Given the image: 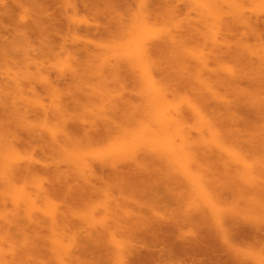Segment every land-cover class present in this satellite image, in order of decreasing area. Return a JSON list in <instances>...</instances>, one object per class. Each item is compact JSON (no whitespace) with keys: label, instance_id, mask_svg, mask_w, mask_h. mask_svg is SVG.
<instances>
[{"label":"rangeland","instance_id":"1","mask_svg":"<svg viewBox=\"0 0 264 264\" xmlns=\"http://www.w3.org/2000/svg\"><path fill=\"white\" fill-rule=\"evenodd\" d=\"M82 1L0 0V257H2L0 264H59L62 257V262L65 263L68 260L69 264L71 262L73 264H139L138 261H140V264L144 261L147 264H191L189 262V254L191 252L189 244L187 245L188 249L182 250L173 248L171 241L168 242L169 244L166 242V245L158 243L155 247L151 242L150 233H145L144 235L141 233V235L134 238V234L129 233L125 228L130 221L126 220L129 217L123 210L127 208L130 210L132 207L139 205V207L148 211V215H155L157 218L162 217L169 223L172 222L173 224L174 222V224H177L175 225L176 236L181 235L191 239L200 233L198 225L190 221H180H182V218L188 217V214L199 212L203 208L206 211L209 207L207 205L208 202H205V199H207L205 192H203L205 190H202L196 180L186 173L178 163L179 161L182 163L183 157L181 161V155H178L179 159L176 162L170 156H168L170 157L169 159L167 157L169 154L166 153L168 151L162 152L164 146H166L165 139L163 140L164 144L158 143L160 144L159 148H157L158 145L150 142V140L146 142L142 138L140 131L142 124L147 121L151 124L153 120V123H155L160 117L158 114L160 111L162 113V111L169 108V105L172 112V106L175 105L174 109L175 107L179 108L182 114H186V116L184 115L186 117L184 126H187L188 129L190 126L192 127L188 130L187 141L190 143L182 141L181 134L178 135V130L176 132L172 131L174 142H176V145L180 143L179 146L185 147L188 159L193 158L194 162L200 161L199 163L212 165L210 169L216 177L221 174L222 168L220 166L223 163L220 165V162L223 160L226 162L232 161L230 160V155L232 154V158L234 155L240 154L239 156L241 157L247 155L245 158L243 157L247 162H256L261 165L264 162V65H256L258 64L257 55L262 57L264 50H257V52L260 51V54L257 53L255 55V53H252V55L254 54L253 58L250 56L248 59L247 50L243 51L246 55H242L243 52L242 48H239L240 45L235 46L237 38L231 37L232 48L236 47L232 50L241 54V58L235 57V59L230 57L231 55L226 53L227 51L220 52L219 50L218 52V50H211L209 41L208 43L205 41V43L202 41L201 43L197 42L199 36L197 35V38L194 34H190V32H194L192 28L196 24L198 29H200V25L204 27L202 29L200 26L204 37L207 35L206 39L209 37L211 39L213 31H215L214 28H211L215 27L212 17L208 14L207 9L202 8L199 0H118L116 9L108 8V10L107 8L105 10L104 7L109 6V4L106 5L102 0V2L94 0L95 3L98 1L96 4L101 2L105 6L103 7L101 3V5L98 4L100 7H95V5V8L92 9L93 11L85 8L86 6L81 3ZM238 3L243 6V13L246 12L245 15L248 14L251 17L250 22L252 20V23H256L253 21L258 20L257 30L260 28L261 31H258L262 34L261 39L264 41V0H240ZM235 6H237V3L225 6V9L232 12L237 9ZM101 9H103V12ZM97 10L101 12L99 13ZM203 13L207 18H205ZM145 15H149L147 19L143 18ZM202 17L206 19V23L211 22L209 24L210 27H206L205 22L203 23L205 20H200ZM35 22H39V24L37 25ZM33 24L35 28L32 26ZM89 26L97 27L98 31L87 30L86 28ZM39 27L42 28L40 29ZM32 28L34 29L32 30ZM48 28L49 31H47ZM136 31L140 33H136ZM141 33L145 38L143 35L141 38L139 37ZM249 34L251 35V32L248 30V34L245 36L246 41L250 43L248 45L252 43L256 45L260 40L255 38L257 41L255 42L253 40L254 36H249L248 38ZM172 35H176V46L170 42ZM182 35L184 36L182 37ZM133 38L134 40H132ZM142 38L146 42H143ZM159 42L161 44L164 42L162 44L163 47H161L162 45L159 46ZM141 43H148V45L153 46L152 48L159 43L155 49L151 48V53L154 52L152 53V58L155 63L152 61L150 63L149 61L147 66L148 60H143V62L137 59L135 61L133 59L130 60L133 55L134 57L136 56L135 54L141 45L145 46V44ZM262 47L264 46L262 45ZM162 48L163 50H160ZM88 50L92 51L88 53ZM126 50L130 52L131 56L128 55L129 57H126ZM156 50L158 52H155ZM249 52L247 53L249 54ZM217 55L219 56L217 57ZM199 56L202 58L207 57L205 60L208 62V69L201 68V66L203 68L205 66L200 64ZM144 65L152 68V71L155 72L154 74L152 73V76L154 79L156 77L158 84L160 82L163 92L166 94L165 99L167 97L169 101L167 99L166 101L171 105L165 103V100L163 104V100L160 101L161 99L157 96L158 92L152 86L150 87V79L147 78V73L145 74L146 76L143 75V68L147 69ZM159 65L160 67H158ZM257 67L260 68V71ZM161 68L162 70H159ZM239 75H242V77H239ZM201 78L207 81L211 87L207 89V86L205 87L202 84L204 80L202 81ZM222 79L228 80L230 83L223 85L219 82ZM216 85L218 86L215 87ZM205 88L208 91H205ZM199 92H202L203 99L199 97L202 96ZM210 94L212 95L210 96ZM149 98L153 99L152 103H150L151 100L148 102ZM173 102L174 104L172 105ZM190 103L200 108L201 112L199 114L202 117L199 114L191 113ZM219 105L220 107H229L234 111H231V113L225 109L218 111L216 107ZM58 106H61L63 110ZM65 106L67 108H64ZM115 106H117L116 109L118 110L122 109L123 111H121L124 114L126 113L125 115L127 116L122 114L121 111H118L117 114V110L112 108ZM125 106L126 108H124ZM111 108L116 111L111 112ZM149 108L151 113L153 112L152 114L150 112L148 114ZM108 111L114 114L112 116L117 114L118 116H115L116 119L112 118L111 114L108 115ZM56 112L59 116H57ZM54 113L55 115H53ZM128 113H131L130 116H128ZM155 113L158 115L157 117L154 116L155 118L153 119L150 115H155ZM196 115L199 116L197 117ZM46 116H48V119L44 118ZM56 116L57 119H55ZM71 116L74 118H71ZM107 116L111 118L109 119ZM59 117L63 121L66 120V123L64 121L61 124L62 120ZM188 117L190 121L187 120ZM201 119L204 120L202 121ZM114 120L121 126L112 124L115 122ZM198 120H201L202 124L207 121L209 124L217 125L215 126L217 127L216 131L221 133L222 140L225 138L223 140L224 147L213 141L214 136L206 129V123L202 125ZM72 121L84 123V125H87L86 127H89L88 122H95V125L98 123L95 129L102 126L97 130L99 131V137L96 134L93 136L94 140L89 136H86L87 139L84 140L85 136L83 134V138H80L82 137V132H79V134L77 130L73 129ZM104 122H106L107 129L105 124H102ZM156 122L159 121L157 120ZM136 123H139L140 126ZM199 124L200 126L202 125L200 130H198ZM108 125H110L109 128H114H110L113 132L109 130ZM115 125L118 126V129L115 128L117 127ZM122 126L123 130L126 131V133L124 132L125 134L128 135L129 132L131 136L133 133V136L127 137V139L129 138V146L127 147L131 146L130 149L135 152V156L137 154L141 156L145 150H147L145 152H154V150L160 149L161 151H159L164 153V163L163 161L161 163L163 168L161 165L157 178L153 182L155 187H157L155 192L147 195L137 193L135 196H138V199L136 198L133 202L130 199L131 196L128 190L120 189V187L116 186L113 178H110L111 180L107 178L106 176L108 175L106 173H101L104 178H99L101 174L97 172L95 178L98 180L93 178V182H97L95 187H93L95 193L92 192L93 196L91 197L92 205L94 206L95 204L97 206L95 209L91 210L93 207L86 208L83 206V209L79 207L77 214L72 216L68 225L66 224L65 228L67 229L63 232L60 231L61 234L60 232L59 234L58 232L54 233L47 224V226L41 225V228L34 227L33 220L38 214L36 213L37 210L40 209L37 211L39 216H44L47 219L51 214L50 211L54 210L48 200H46L47 203L44 201V193L40 191L48 190L51 187V182L59 183L60 180L65 181L66 178L76 183L81 182L85 178V173H81L84 169L81 171L82 168L78 166L80 165L78 160H75L77 165L72 162L75 157L81 154H83L82 156L86 154L85 157L91 160L94 158L99 159L100 155L104 160L105 158L108 159V156L106 157L107 154H105L107 151L109 155L111 154L110 157L115 156L117 152L114 155L111 152L117 151L116 148H119V144H121L119 143L122 140L121 134L124 135L121 132L123 131ZM131 129H133L132 133L128 131ZM64 130L72 135L70 140H73L71 142L66 137ZM119 130L120 132H118ZM134 132H136L135 135L138 133L136 138ZM175 133L177 135H174ZM189 134L191 138H189ZM52 138L55 139L54 142L59 144L51 143L53 141ZM206 138L209 140L212 138V140L208 141ZM60 139L62 143L59 142ZM89 139L91 140L90 143H88ZM200 139L202 140L200 141ZM121 142L123 143V141ZM50 143L51 146H49ZM72 143L75 145L73 146ZM76 143L82 146L80 147ZM53 144L55 145L53 146ZM229 144L233 147L231 148L234 149V152L231 151ZM189 146L191 147L189 148ZM75 147L82 148L79 149L81 152L78 153V149H75ZM144 147L146 149H142ZM188 150L189 152H187ZM236 151H239V154ZM189 154L192 155L190 156ZM236 156H234L233 162ZM13 157H15V160L19 158L21 161H14V159L12 160ZM95 159L93 161L97 162ZM233 162H230V164L233 165ZM24 164H26L25 166L33 164L37 168H33V173L28 170L27 175L25 173L20 174L23 171L25 172L23 169ZM14 166L15 168H13ZM12 169H17L15 174L11 173ZM19 170L22 171L20 172ZM194 170L197 172L195 168ZM194 170L193 173H195ZM10 173L13 175H10ZM18 173L20 174L19 176ZM11 176H15L16 180L13 177L12 181ZM105 178H107V181ZM238 179L241 178L237 177V181ZM237 183L241 184L239 181ZM243 183H246L245 179ZM21 193L24 194L22 195ZM29 193L33 198H29ZM16 200L20 202L16 204ZM123 200L125 201L123 202ZM137 200L138 204H136ZM116 204H119V207ZM126 205L129 207H126ZM116 207L118 208L117 212L119 211L117 214H115ZM128 209L127 211H129ZM208 213L210 214V212ZM31 214H35V218ZM134 215L143 216V213L139 214V211L137 213L135 210ZM211 219L209 220L210 226H216V221ZM177 220L179 222L175 223ZM103 223L105 224L103 225ZM105 225L107 228L104 227ZM121 226L123 227L119 228ZM108 228L109 230H107ZM36 232L39 234H35ZM65 232L66 234H64ZM147 234L150 235L148 236ZM56 244L60 246L57 248L58 245ZM64 245L66 246L64 247ZM162 245H165L163 252H161ZM235 246L238 249L237 252H240L239 254L241 255L243 253L244 256L250 255L252 252L255 256L260 249V246L255 245V247L248 240L244 242L237 241ZM167 247L172 249V253ZM69 251L73 252L72 255ZM67 252L69 255L66 254ZM261 252L263 253V251Z\"/></svg>","mask_w":264,"mask_h":264},{"label":"bare ground","instance_id":"2","mask_svg":"<svg viewBox=\"0 0 264 264\" xmlns=\"http://www.w3.org/2000/svg\"><path fill=\"white\" fill-rule=\"evenodd\" d=\"M69 1V0H68ZM101 1V0H100ZM103 1V3H105L106 5L107 4H109V6L107 5V7H104L105 5H103L101 2ZM101 2H99L98 4H102L103 5V7L105 8V10H106V8H107V10H108V8L110 9H116L115 7L116 6H118V5H116L117 3L116 2H118V0H102ZM240 0H199V2H200V4H201V6H202V8H205V9H207L208 10V14L212 17L211 19L213 20H211L212 22H213V24H214V26L215 27H211V28H214L215 29V31H213V34L211 35V39H209V38H207L206 39V37H207V35H205V37H204V35L202 34L203 32V30L202 29H204V27H202L201 25V27H202V29H201V27L199 26V28L201 29H198V26H197V24L195 25V26H193V30L192 31H194L193 33H191L190 32V34L191 35H195L196 37H197V35L199 36V38H198V41L197 42H199V43H201V41L203 42V43H208V41H209V44H210V49L211 50H218V52H219V50H220V52L222 51H227L226 53H230V57H233V58H241V54L240 53H238V51H233L232 49H234V48H236L237 46L236 45H240V47L239 48H242V52L243 51H246L247 50V52L248 51H250L249 52V54L246 52V54L248 55V59L250 58V56H252V58H253V55H252V53H255V55H257V53H259L260 51H258L257 52V50H264L263 48L264 47H262V45L264 46V41H263V39H261L262 38V34L261 33H259L261 30H260V28L258 29V30H260V31H258L257 30V28H258V24L257 23H259L258 22V20L257 21H253V22H256V23H252V20H251V22H250V19H251V17H249V15L247 14V15H245V13H243V6H241L240 5V3H238ZM242 1V0H241ZM244 1V0H243ZM73 2V1H72ZM71 2V3H72ZM98 2V1H97ZM96 2V3H97ZM81 3H83V5H85L86 7L85 8H88L89 10L91 9H93V8H95V7H97V6H99L98 4H96L95 3V1L93 0L92 2H91V0L90 1H88V0H83ZM233 3H237V6H235L238 10H239V12H238V10L236 9L235 11H227V9H225L226 7H227V5L229 6V5H231V4H233ZM74 4V3H73ZM77 4H78V2H77ZM100 4V5H101ZM72 5V4H71ZM96 5V6H95ZM112 5V6H111ZM245 5V4H244ZM76 6V5H75ZM95 6V7H94ZM226 6V7H225ZM100 7V6H99ZM99 7H98V9H99ZM74 8V7H73ZM103 8V9H104ZM245 9H246V7H244ZM103 9H101V11L103 12ZM100 10V9H99ZM99 10H97L99 13L101 12V11H99ZM104 10V11H105ZM93 11V10H92ZM97 12V13H98ZM106 12V11H105ZM234 12H236L235 14H233ZM112 13V12H111ZM95 14H96V12H95ZM103 14V13H102ZM231 14V15H230ZM203 15H204V13H203ZM104 16H105V13H104ZM149 16V15H148ZM148 16H144L143 18L144 19H147L148 18ZM205 16V18H207L206 17V15H204ZM142 18V19H143ZM201 19H203V17L202 18H200V20ZM203 20H205V21H203ZM202 21H203V23L206 25V27L207 26H209V24L211 23H206V19H203ZM207 20H209V19H207ZM264 22V21H263ZM262 22V23H263ZM36 23V22H35ZM34 23V24H35ZM200 23V22H199ZM199 23H198V25H199ZM252 23V24H251ZM32 24V23H31ZM34 24L32 25L33 27H34ZM37 25L39 24V22L38 23H36ZM35 24V25H36ZM212 24V25H213ZM264 24V23H263ZM28 25V24H27ZM37 25H36V27H37ZM41 25V24H40ZM204 25V26H205ZM103 26V25H102ZM110 26V25H109ZM197 26V27H196ZM27 27V26H26ZM28 27H29V25H28ZM194 27H196V28H194ZM210 27V26H209ZM264 27V26H263ZM35 28V27H34ZM34 28H32V30L34 29ZM40 29L42 28V27H39ZM31 29V28H30ZM36 29H38V28H36ZM44 29H46V28H44ZM87 30H92V31H98V29H97V27H88V28H86ZM249 30V32H251V35L249 34L248 35V38H249V36H254V39L253 40H255V42H257L256 41V39H259L260 41H258V43H256V45H255V43H252L251 45H248V44H250L248 41H246L247 39L245 38V36H247V34H248V30ZM44 31H46V30H44ZM47 31H49V28H48V30ZM86 31V30H85ZM100 31V30H99ZM89 32H91V31H89ZM211 32H212V30H211ZM210 32V33H211ZM97 33V32H96ZM136 33H140V32H137L136 31ZM252 33H253V35H252ZM263 33V32H262ZM98 34V33H97ZM108 34V33H107ZM187 34H189V33H187ZM143 34L141 33V35L139 34V37L141 38V36H142ZM185 35V34H184ZM184 35H182V37L184 36ZM175 36L176 35H172L171 36V39H170V42L171 43H173L174 45H175V43H176V38H175ZM180 36V35H179ZM194 36V37H195ZM143 37H144V35H143ZM231 37H236L237 39V42L235 43V41H234V43H235V46H234V48H232L233 47V42L231 43ZM264 37V36H263ZM145 38V37H144ZM169 38V37H168ZM191 38V40L193 39L192 38V36L190 37ZM201 38V39H200ZM203 38V39H202ZM252 38V37H251ZM256 38V39H255ZM138 39V38H137ZM177 39H178V37H177ZM235 39V38H234ZM132 40H134V38L132 39ZM139 40V39H138ZM144 39L142 38V41H143ZM165 40H167V39H165ZM169 40V39H168ZM179 41H181L180 40V38L178 39ZM207 40V41H206ZM139 41H141V40H139ZM162 41V40H161ZM163 41H164V39H163ZM195 41H196V38H195ZM205 41V42H204ZM211 41V42H210ZM132 43H133V41H131ZM143 42H146V40L145 41H143ZM247 42V43H246ZM260 42V43H259ZM157 43V42H156ZM160 43V42H159ZM158 43V44H159ZM164 42H162V44H163ZM187 43V42H186ZM141 44H143V43H141ZM145 44V46H140V48H139V50H138V52L135 54L136 56L134 57V55L131 57V59L130 60H134L135 61V59H137V60H139L140 62H143V60L144 61H146V60H148V62L146 63L147 64V66H148V63H149V61H150V63H151V61L152 62H154V59L152 58V53H154V52H152L151 53V48L153 47L152 45H148V43L146 44V43H144ZM143 44V45H144ZM158 44H155L156 46L158 45ZM161 43L159 44V46L160 45H162ZM254 44V45H253ZM166 45V44H165ZM164 45V46H165ZM232 45V46H231ZM155 46V47H156ZM176 46V45H175ZM174 46V47H175ZM261 48H260V47ZM129 47V46H128ZM155 47L154 48H152V49H155ZM161 47H163V45L161 46ZM159 48V47H158ZM239 48H237V49H239ZM127 49V48H126ZM157 49V48H156ZM166 49V48H165ZM164 49V50H165ZM169 49V48H168ZM236 49V50H237ZM85 50V49H84ZM160 50H163V48L162 49H160ZM210 50V51H211ZM90 51H92V50H90ZM89 50H88V53L90 52ZM154 51V50H153ZM128 51L126 50V52H125V54H127V56L126 57H129V56H131L129 53L130 52H128ZM155 52H158L157 50L155 51ZM160 52V51H159ZM213 52V51H212ZM251 53V54H250ZM262 53V52H261ZM264 53V52H263ZM87 54V53H86ZM216 54V53H215ZM244 52H243V54L242 55H246ZM260 54V53H259ZM87 55H89V54H87ZM129 55V56H128ZM204 55V54H203ZM240 55V56H239ZM263 56L262 57H259V55H257V58H258V64H257V62H256V66H258V65H264V54H262ZM91 56V55H90ZM215 56V55H214ZM219 55H217V57H218ZM200 58V61H201V63L200 64H203L205 67L203 68L202 66H201V68L202 69H206L207 68V66H208V62L205 60V59H207V57L206 58H204L205 57V55H204V57L202 58L201 56H199ZM245 57V56H244ZM235 58V59H236ZM246 58H247V56H246ZM254 58H256V57H254ZM153 59V60H152ZM237 59V60H238ZM245 60V59H244ZM255 60V59H254ZM133 61V62H134ZM138 61V62H139ZM250 61V60H249ZM256 61V60H255ZM248 62V61H247ZM155 63V62H154ZM154 63H152V64H154ZM151 64V65H152ZM160 64V63H159ZM121 65V64H120ZM150 65V64H149ZM155 65H158V64H155ZM145 66V65H144ZM147 66H145V67H147ZM153 66V65H152ZM151 67V66H150ZM155 67V66H154ZM158 67H160V65L158 66ZM157 67V68H158ZM261 67H263V66H261ZM117 68V67H116ZM163 68V67H162ZM162 68L161 69H159V70H162ZM257 68H259V67H257ZM264 68V67H263ZM145 68H143V71H144V73H143V75H145L146 73H147V78H149L150 80H149V82L151 83H149V85H150V87L152 86L153 87V89H155L157 92H158V94H157V96L161 99H159L160 101H162L163 100V104H164V100H165V103H167V101H166V99H167V97H166V99H165V96H166V94H164V92H163V88H162V86L160 85V82H159V84H158V81H157V79H156V77H155V79H154V77L152 76V73L154 74L155 72H153L152 71V68H149V67H147V69H145ZM151 69V70H150ZM208 69V68H207ZM211 70V69H210ZM142 71V72H143ZM151 71V72H150ZM259 71H260V68H259ZM215 72V71H214ZM212 73H213V71H212ZM241 73V72H240ZM260 73V72H259ZM165 74V73H164ZM237 74H239V73H237ZM236 74V75H237ZM241 74H243V73H241ZM257 74V73H256ZM59 76V75H58ZM146 76V75H145ZM165 76H166V74H165ZM217 76H219V74H217ZM234 76V75H233ZM208 77H210V76H208ZM239 77H242V75H239ZM199 78V77H198ZM210 78H212V77H210ZM237 78H238V76H237ZM214 79V78H213ZM219 79V78H218ZM217 79V80H218ZM262 79V78H261ZM199 81H200V79H198ZM201 80H202V78H201ZM204 80V79H203ZM202 80V81H203ZM48 81V80H47ZM205 81V80H204ZM203 81V85H205V87L207 86V89H208V87H211V86H209L208 85V83H207V81H205L204 82ZM214 81V80H213ZM220 83H222L223 85L224 84H229L230 82L228 81V80H224V79H222V80H220L219 81ZM219 83V84H220ZM234 83V82H233ZM217 84V83H216ZM200 85H201V83H200ZM218 85H216L215 87H217ZM220 87V86H219ZM162 88V89H161ZM165 88V87H164ZM216 90V89H215ZM205 91H208V90H206V88H205ZM218 92V91H217ZM200 93V92H199ZM202 93V92H201ZM200 93V94H201ZM214 93V92H213ZM207 94V93H206ZM219 94V93H218ZM220 94H221V92H220ZM199 95V94H198ZM202 95V94H201ZM205 95V94H204ZM208 95H209V92H208ZM212 94H210V96H211ZM214 96H215V94H213ZM154 96V95H153ZM207 96V95H206ZM155 97V96H154ZM153 97V98H154ZM199 97H201L202 99H203V95L202 96H199ZM216 97V96H215ZM218 97V96H217ZM224 97V96H223ZM156 98V97H155ZM219 98V97H218ZM217 98V99H218ZM204 99H206L205 97H204ZM149 100H151V98H149L148 99V102H150ZM158 100V101H159ZM168 100V99H167ZM222 100V99H221ZM224 100V99H223ZM152 101H153V99L151 100V102L150 103H152ZM169 101V100H168ZM173 101V100H172ZM157 102V101H156ZM175 103H177V102H175ZM1 104V103H0ZM148 104V103H147ZM159 104H161V103H159ZM162 104V105H163ZM167 104H170V103H167ZM174 104V102L172 103V105ZM191 104V103H190ZM69 105V104H68ZM123 105V104H122ZM151 105V104H150ZM158 105V104H157ZM171 105V104H170ZM175 106V105H174ZM174 106H172L173 107V111H175L174 113H173V111L171 112V107L168 105V109H165L164 111H162V113H161V111H160V109H159V111H160V113H158L159 114V118L157 119L159 122H156L155 121V123H153L154 122V116H156L157 117V115H156V113H155V115H150L153 119V121H152V123L154 124V126H153V124L151 123V124H149L148 123V121L146 122V123H144L145 124V126H144V124H142V128H141V135H142V138L144 139V140H146V142L147 141H149L150 140V142H153V143H155V145H158V147L157 148H159V146H160V144H164L163 143V140L165 141V144H166V146H164V150H162V152L164 151V152H166V151H168V152H166V153H168L169 155H167V157L168 156H170L172 159H174L175 160V162L176 161H178V159H179V156L181 155V157H180V160H181V158H182V163L179 161L178 163L180 164V166H182L183 167V169L185 170V172L186 173H188L189 175H191V177L194 179V180H196V182L198 183V185H200L199 187L202 189V190H205V191H203V192H205V197H207V199H205V202H208V204L207 205H209V207H208V209L206 210V211H204V208L201 210V211H199V212H196V213H192V214H188L189 216L187 217H184V218H182V221H180V222H184V221H190V222H192V223H196L198 226L197 227H199V231H200V233H198V234H196L195 236H193L191 239L189 238H186L185 236L184 237H182L181 235L179 236V235H175V233H177L176 232V230H175V225H177V224H174V222H173V224H172V222L171 223H169V222H167L166 220H164V218H157V217H155V215H153V216H151V215H148L147 213H148V211L144 208V209H142V207H139V205L138 206H136V204H138L139 202H138V200H137V202H136V204H135V206L137 207H132L129 211H127V209H125V210H123L124 211V213L126 212L127 213V215H128V217L129 218H127L126 220H128V221H130L126 226H125V228L129 231V233L131 232V233H133L134 234V238H136V236H139V235H141V233H143L142 235H144L145 233H150L151 234V242L154 244V246L156 245V244H165L166 245V242L168 243V242H170L171 241V245L173 246V248H176L177 250H182V249H185V248H187L188 249V244H189V250L191 249V252H190V261L189 262H191V264H264V162L261 164V165H258L256 162L255 163H249V162H247V160H245L244 158L247 156V155H245V157L244 156H239L240 154H239V151L237 152L236 151V153H238L239 155H234V156H236L235 157V160H234V162H233V159H234V156H233V158H232V155H230L231 156V159L230 160H232V161H229V162H226L225 160H223V161H225V162H223V161H221L220 162V165L223 163V165L222 166H220V168H222V170H221V174H220V172H219V174H220V176L219 177H216V176H214V174H212V172H211V166L210 165H207V164H203V163H199L200 161H198V159H197V161L198 162H194V159L193 158H191V159H188L187 157V153H186V151H185V147L183 148V146L181 145V146H179V144L178 145H176V142H174L175 140H173L174 139V136H173V132H176V130H178V132H179V134L178 135H180L181 134V137H182V141H185V143H186V141H187V139H188V133H189V129H191L190 127H189V129H188V127L187 126H184V123L186 122V120H185V116H186V114H182L181 113V111H180V109L178 108H176L175 107V109H174ZM245 106H247L246 104H245ZM59 108H61V106H58ZM63 107V106H62ZM116 107L117 106H115V107H112V108H114V109H116ZM123 107V106H122ZM64 108H67L66 106L64 107ZM112 108H111V110H112ZM124 108H126V106L124 107ZM123 108V109H124ZM129 108V107H128ZM160 108H161V106H160ZM165 108H166V105H165ZM182 108V107H181ZM263 108H264V106H263ZM62 110H63V108H61ZM120 109H121V107H120ZM142 109V108H141ZM152 109V108H151ZM200 108H198V106H195L194 104H191L190 105V111H191V113L193 112V113H196V114H199L200 112H201V110H199ZM216 109H218V111H222V109H225L226 111H230L229 113H231V111H234L233 109H231V108H229V107H220V105L218 106V107H216ZM41 110V109H40ZM47 110V109H46ZM58 110H60V109H58ZM117 110V111H116ZM116 110H112L111 112H113V111H116L117 112V114H118V111H121V110H118V109H116ZM130 110V109H129ZM131 110H132V108H131ZM133 110H136V109H133ZM163 110V109H162ZM169 112H168V111ZM183 110H184V108H183ZM182 110V111H183ZM206 110V109H205ZM261 110V109H260ZM123 111V110H122ZM121 111V112H122ZM144 111V110H143ZM158 111V112H159ZM236 111V110H235ZM45 112V111H44ZM48 112H50V111H48ZM109 113H108V115H110L111 114V117L113 118L114 117V119H116V117L118 116L117 114V116L115 117V116H112V114L113 113H111L110 111H108ZM115 112V113H116ZM120 112V113H121ZM149 112L151 113V111H150V108H149V111H148V114H149ZM189 112V111H188ZM53 113V112H52ZM60 113V112H59ZM120 113H119V116H120ZM133 113V112H132ZM145 113H146V111H145ZM153 113V112H152ZM151 113V114H152ZM173 113V114H172ZM190 113V112H189ZM205 113V112H204ZM224 113H226V112H224ZM236 113V112H235ZM46 114H48L47 112H46ZM56 114H58L57 112H56ZM62 114V113H61ZM106 114V113H105ZM122 114H124V112H122ZM126 114V113H125ZM124 114V115H125ZM129 114V113H128ZM131 114V113H130ZM130 114L128 115V116H130ZM134 114V113H133ZM139 114V113H138ZM141 115H142V113H140ZM147 114V115H148ZM53 115H55V113L53 114ZM114 115V114H113ZM146 115V114H145ZM185 115V116H184ZM200 115V117H202L201 116V114H199ZM198 115V116H199ZM203 115V114H202ZM262 115V114H261ZM263 115H264V113H263ZM44 116V115H43ZM52 116V115H51ZM57 116H59V114L57 115ZM57 116H56V118L55 119H57ZM65 116V115H64ZM125 116H127V115H125ZM144 116V115H143ZM142 116V117H143ZM149 116V117H150ZM191 116H194V115H191ZM197 116V115H196ZM195 116V117H196ZM197 116V117H198ZM203 116H206V115H203ZM234 117H235V115H233ZM73 116H71V118H72ZM108 117V116H107ZM106 117V119H110L111 117H108L107 118ZM123 117V116H122ZM134 117V116H133ZM151 117L149 118L150 120H151ZM190 117V116H189ZM189 117L187 118V120L189 119ZM196 117V118H197ZM232 117V116H231ZM263 117V116H262ZM44 118H47L48 119V116H46V117H44ZM60 118V117H59ZM74 118V117H73ZM123 118H126V117H123ZM132 118V117H131ZM130 118V119H131ZM138 118V117H137ZM146 118H147V116H146ZM61 119V118H60ZM93 119V118H92ZM105 119V120H106ZM129 119V120H130ZM148 119V120H149ZM62 120V122H60ZM59 122L62 124L64 121H65V123H66V120H64L63 121V119H61ZM73 120V119H72ZM137 120V119H136ZM135 120V121H136ZM202 120V119H201ZM198 120L199 121V123L200 124H202L201 122L204 120ZM263 120V119H262ZM91 121V120H90ZM93 121V120H92ZM112 122H113V120H111ZM115 122L114 123H112V124H117V122H116V120H114ZM134 121V122H135ZM138 121H139V119H138ZM137 121V122H138ZM188 121H190V120H188ZM70 122H71V120H70ZM97 122H98V119H97ZM110 122V121H109ZM126 122H128V121H126ZM131 122H132V119H131ZM141 122V121H140ZM95 122H93V123H89L88 122V126L89 127H86L87 125H84V123L82 124V123H79V122H73L72 121V127H73V129H75V131L77 130L78 131V133L79 132H82V137H80V138H83V134H84V140L85 139H87L86 138V136H89V137H91V138H93V136L94 135H96L97 134V136H98V133H99V131H97V130H99V128H101V127H98V129H95L96 127H97V125H98V123H97V125H95L94 124ZM106 122H104V123H102V124H105ZM130 123V122H129ZM128 123V124H129ZM143 123V122H142ZM206 123V124H205ZM211 123V122H210ZM82 124V125H81ZM108 124V123H107ZM126 124V123H125ZM124 124V125H125ZM128 124H127V126H128ZM135 124V123H134ZM136 124H139V123H136ZM157 124V125H156ZM188 124H190V123H188ZM200 124H199V128H198V130H200V128H202V125H204L205 124V126H206V129L208 130V131H210V133H212V135L215 137H213L212 135H210L211 137H213V141L214 142H216L219 146H221V147H224V144H223V140H225V138H223V140L221 139V133H219L218 131H216V128L217 127H215V126H217V125H214V124H209V123H207V121H204V123L200 126ZM66 125V124H65ZM110 125H111V123H110ZM110 125H108V128H109V126ZM118 125V124H117ZM117 125H115V126H117ZM191 125V124H190ZM197 126H198V124H196ZM62 126V125H61ZM105 126H106V129H107V125L105 124ZM104 126V127H105ZM113 126V125H112ZM118 126H121V125H118ZM118 126L117 127H115L116 129H118ZM135 126V125H134ZM139 126H140V124H139ZM156 126V127H155ZM125 127V126H124ZM130 127V126H129ZM187 127V128H186ZM63 128V127H62ZM110 128H113V127H110ZM109 128V130H111L112 132H113V130L112 129H110ZM120 128V127H119ZM122 128V130H123V126L121 127ZM134 128H136V127H134ZM133 128V129H134ZM205 128V127H204ZM66 129V128H65ZM114 129V128H113ZM115 129V130H116ZM125 129V128H124ZM133 129H131V130H128V131H131L130 133H132L133 131ZM137 129V128H136ZM101 130H105V129H101ZM121 130V129H120ZM120 130L118 131V132H120ZM126 130H127V128H126ZM198 130H196V131H198ZM127 131V132H128ZM135 131V130H134ZM173 131V132H172ZM194 131V130H193ZM64 132H65V130H64ZM122 133H126V131H121ZM77 133V132H76ZM77 133V134H78ZM124 133V135H122L121 134V136H120V134H119V136L122 138V140H121V138H120V140L121 141H123V143L120 141L119 143H121V144H119L120 146H119V148H116L117 149V151H113V152H111L113 155H114V153L116 154V152H117V154L115 155V156H111L110 157V155H109V153H108V151L105 153V154H107L106 155V157L108 158V159H106L105 158V155L103 154V156H104V158H105V160L103 159V157L101 156H99V159H95V160H97V162L96 161H93L94 159H87L88 157H85L86 156V154H85V156H82L83 154H81V155H79V156H77V157H75L73 160H72V162L74 163V164H76L75 163V160L77 161H79L78 163L80 164V165H78V166H80L82 169H81V173H85V178L83 179V180H81V182H73V181H69V178H66V180L65 181H59V183L58 182H51V187L48 189V190H46V189H44V190H42V191H40L41 193H44V197H43V194H42V197L44 198V201L46 202V200H48L49 202L48 203H51V206H52V208L54 209L52 212L50 211V216H49V218L47 219L46 217H41V216H39V212H37V211H39V210H35L36 211V213H38L37 214V216H36V218H35V214H31L32 215V217H34L32 220H33V223H34V227H40L41 228V225H43V226H49L50 228H51V230L54 232V233H56V232H58V234H59V232L60 231H64V230H66L67 228H65V226H66V224L68 225V223L70 222V220H71V218H72V216H74V215H76L77 214V210H78V208L79 207H82V209H83V206L84 207H90V208H92L91 210H93V209H95V207H97L95 204H94V206L92 205L93 203H92V201H91V197L93 196L92 195V192L93 193H95V191H93V187H95V183L97 184V182H93V178H95V175H97V172H99V174H101V173H106L108 176H106L107 178H113V180L115 181V185L116 186H118V187H120V189H124V190H128L129 191V195L131 196V201H135L136 200V198L138 197H136L135 195H137V193H140V195H143V194H145V195H147V194H151V193H153V192H155V190H156V188L157 187H155V184H153V182H154V180L157 178V175H158V172H159V168H160V166L162 165V168H163V164H161L162 163V161L164 160V158H163V155H164V153H161L159 150H154V152H145V151H147V150H145L144 151V153H142V155L141 156H138V154L135 156L134 155V153L135 152H133L132 151V149H130V147H127V146H129L128 145V143H129V138L131 137V136H133V133H132V135L130 136L129 135V132H128V135L127 134H125ZM135 133L136 132H134V135H135ZM80 134V133H79ZM116 134V133H115ZM65 135H66V137L69 139V141L71 142L72 140H70L71 138H72V135L70 134V132L69 133H67V131L65 132ZM71 135V136H70ZM136 135H138V133L136 134ZM136 135H135V138H136ZM174 135H177L176 133L174 134ZM223 135V134H222ZM227 135V134H226ZM30 136H31V134H30ZM32 136H33V134H32ZM96 136V137H97ZM126 136V137H125ZM140 136V135H139ZM171 136H173V137H171ZM34 137V136H33ZM75 137V136H74ZM73 137V138H74ZM95 137V138H96ZM99 137V136H98ZM127 137H129L128 139H127ZM169 137V138H168ZM176 137V136H175ZM48 138V137H47ZM134 138V137H133ZM179 138V137H178ZM189 138H191L190 137V134H189ZM200 138V137H199ZM50 139H51V137H50ZM76 139H77V137H76ZM167 139V140H166ZM177 139V138H176ZM192 139H194V138H192ZM198 139V138H197ZM207 139V138H206ZM228 139V138H227ZM52 140L53 141H51V143H58V142H54L55 141V139L54 138H52ZM92 140H94V138L92 139ZM178 140V139H177ZM202 139H200V141H201ZM208 141H210V140H212V138L209 140V139H207ZM206 140V141H207ZM47 141V140H46ZM78 141V140H77ZM90 139H89V142L88 143H90ZM190 141H192L191 139H190ZM198 141H199V139H198ZM204 141V140H203ZM228 142H229V140H227ZM48 142V141H47ZM50 142V141H49ZM59 142H61L62 143V141H61V139H60V141ZM69 142V143H70ZM75 142V141H74ZM93 142V141H92ZM136 142H138L137 140H136ZM141 142V141H140ZM162 142V143H161ZM168 142V143H167ZM181 142V141H180ZM187 142H189V141H187ZM205 142V141H204ZM51 143H50V145L49 146H51ZM86 143V142H85ZM131 143H132V140H131ZM158 143H160V144H158ZM190 143V142H189ZM207 143V142H206ZM59 144V143H58ZM73 144V143H72ZM71 144V145H72ZM77 145H79L78 143H76ZM134 144V143H133ZM136 144V143H135ZM199 144H201V143H199ZM198 144V145H199ZM48 145V144H47ZM46 145V146H47ZM55 144H53V146H54ZM70 145V144H69ZM75 144H73V146H74ZM76 145V146H77ZM87 145V144H86ZM137 145V144H136ZM140 145V144H139ZM153 145V144H152ZM187 145V144H186ZM185 145V146H186ZM230 145V144H229ZM80 146V145H79ZM82 146V145H81ZM80 146V147H81ZM212 146H214V145H212ZM57 147V146H56ZM143 147V146H142ZM146 147V146H145ZM142 148V149H146V148ZM155 147V148H156ZM187 147V146H186ZM191 146H189V148H190ZM232 146L230 145V148H231ZM71 148V147H70ZM88 148V147H87ZM149 148V147H148ZM161 148V147H160ZM212 148V147H211ZM229 148V149H230ZM233 148V147H232ZM231 148V149H232ZM73 149V148H72ZM75 149H82V148H76L75 147ZM138 149V148H137ZM141 148H140V150H142ZM52 150V149H51ZM54 150H55V147H54ZM77 150V152L79 153V152H81V150H79L78 151ZM234 149H232L231 151H233ZM236 150V149H235ZM74 151V150H73ZM76 151V150H75ZM83 151H85V150H83ZM193 150H192V148H191V152H192ZM138 152V151H137ZM187 152H189V150L187 151ZM228 152V151H227ZM234 152V151H233ZM165 153V154H166ZM229 153H231V152H229ZM193 154V153H192ZM191 154V155H192ZM242 154V153H241ZM71 155H74V154H71ZM179 155V156H178ZM190 155V154H189ZM190 155V156H191ZM194 155H196L195 153H194ZM193 155V156H194ZM243 155H244V153H243ZM70 157V156H69ZM74 157V156H73ZM170 157H168L169 159H170ZM244 157V158H243ZM15 157H13L12 158V160L14 159ZM70 158V159H71ZM98 158V157H97ZM103 160H102V159ZM110 158V159H109ZM190 158V157H189ZM17 160H20L19 158H16ZM195 159V160H196ZM200 159V158H199ZM246 159H248V158H246ZM11 160V161H12ZM17 160H15L14 159V161H16L17 162ZM98 160H99V162H98ZM102 160V161H101ZM190 160V161H189ZM201 160V159H200ZM21 161V160H20ZM31 162V161H30ZM206 162H208V161H206ZM205 162V163H206ZM230 162L232 163L233 162V165L232 164H230ZM12 163H13V161H12ZM27 163V162H26ZM163 163H164V161H163ZM227 163H229V164H227ZM235 163V164H234ZM182 164V165H181ZM257 164V165H256ZM260 164V163H259ZM15 165V164H14ZM26 164H24V170H25V172L23 171V172H21L22 170H19L21 173L20 174H23V173H25L26 175L28 174L27 172H28V170L30 171V172H32L33 173V168L35 169V168H37L35 165H33V164H28L27 166H25ZM30 165H32V166H35V167H32L31 166V168H30ZM77 165V164H76ZM82 165V166H81ZM231 165V166H230ZM17 166V165H16ZM18 167V166H17ZM16 167V168H17ZM20 167H22V166H20ZM80 167H79V169H80ZM13 168H15V166L13 167ZM19 168V167H18ZM17 168V169H18ZM194 168L197 170V172L194 170ZM16 169V170H17ZM22 169V168H21ZM39 169V168H38ZM173 169V168H172ZM16 170L15 169H12V172L11 173H13V174H15V172H16ZM33 170V171H32ZM193 170H194V172L195 173H193ZM11 171V170H10ZM18 171V172H19ZM38 171V170H37ZM219 171V170H218ZM182 172V171H181ZM10 173V175H13V174H11ZM36 173V172H35ZM34 173V174H35ZM80 173V174H81ZM19 173H18V176L20 175ZM197 174H199V175H197ZM239 174H241V175H239ZM25 175V176H26ZM30 175V174H29ZM33 176V175H32ZM32 176H30V177H32ZM101 177H99V178H104V176H102V174L100 175ZM236 176V177H235ZM14 178H15V176H13ZM13 177L11 176L10 178H11V180L13 179ZM27 177V176H26ZM92 177V178H91ZM234 177V178H233ZM237 177H239V178H241V179H243V180H241V179H238V181L239 182H241V184H242V186H241V184H238L237 182ZM98 178V177H97ZM107 178H105V180L107 179ZM96 179V178H95ZM100 179V180H101ZM244 179H245V182L246 183H243L244 182ZM15 180H16V178H15ZM14 180V181H15ZM96 180H98V179H96ZM111 180V179H110ZM13 181V180H12ZM104 181V180H103ZM107 181V180H106ZM109 181V180H108ZM226 181H228L227 183H226ZM100 183V182H99ZM101 183H103L102 181H101ZM107 183V182H106ZM244 184V185H243ZM111 185V184H110ZM207 185V186H206ZM106 186H107V184H106ZM113 187H115V186H113ZM117 187V188H118ZM198 187V188H199ZM38 188H39V186H38ZM23 191V190H22ZM128 191H126V192H128ZM24 192V191H23ZM202 192V191H201ZM27 193V192H26ZM20 194V193H19ZM22 194V193H21ZM24 194V193H23ZM22 194V195H23ZM29 195V198L30 197H32V196H30V193L28 194ZM96 195V194H95ZM17 196H19V195H17ZM15 197V196H14ZM95 197V196H94ZM127 197V196H126ZM125 197V198H126ZM33 198V197H32ZM35 198V197H34ZM124 198V199H125ZM128 199H129V197H128ZM138 199V198H137ZM28 200V199H27ZM26 200V201H27ZM95 200V199H94ZM125 200H123V202H124ZM20 202V201H19ZM17 200L15 201V203L16 204H18L19 203ZM29 202V201H28ZM31 202H33V201H31ZM35 202V201H34ZM36 202H38V201H36ZM121 202V201H120ZM126 202H127V200H126ZM47 203V202H46ZM129 203H130V201H129ZM129 203H127V204H129ZM28 204H30V203H28ZM39 204V203H38ZM63 204V205H62ZM131 204V203H130ZM129 204V205H130ZM37 205V204H36ZM92 205V206H91ZM117 206L119 205V204H116ZM121 205V204H120ZM206 205V206H207ZM39 206V205H38ZM37 206V207H38ZM41 206V205H40ZM49 206H50V204H49ZM62 206V207H61ZM63 206H64V208H63ZM133 206H134V204H133ZM17 207H18V205H17ZM27 207H29V205H27ZM33 207V206H32ZM48 207V206H47ZM119 207V206H118ZM126 207H129V206H127L126 205ZM139 207V208H138ZM16 208V207H15ZM20 208V207H19ZM23 208V207H22ZM48 208H50V207H48ZM48 208H47V210H48ZM99 208V207H98ZM97 208V209H98ZM207 208V207H206ZM209 208H210V210H209ZM28 209V208H27ZM33 209V208H32ZM35 209V208H34ZM117 207H116V213L115 214H117L118 212H117ZM44 210V209H43ZM47 210H45V212H47ZM115 210V209H114ZM136 210L137 211V213H138V211H139V214L140 213H143V216H140V215H134V211ZM209 210V211H208ZM22 211V210H21ZM27 211V210H26ZM30 211V210H29ZM34 211V210H33ZM113 211V210H112ZM133 211V212H132ZM210 212V214L208 213V212ZM15 212V211H14ZM23 212V211H22ZM34 213V212H33ZM92 213V212H91ZM90 213V214H91ZM113 213V212H112ZM21 214V213H20ZM29 214V213H28ZM212 214V215H211ZM13 215H14V213H13ZM92 215H93V213H92ZM18 217V216H17ZM21 217V216H20ZM27 217V216H26ZM16 218V217H15ZM15 218H14V220H15ZM212 218V219H211ZM160 219V220H159ZM167 219V218H166ZM184 219V220H183ZM214 220V221H216L215 222V224H216V226L214 225V226H210V222H209V220ZM17 220V219H16ZM18 220H19V218H18ZM31 220V221H32ZM170 220V219H169ZM179 221L177 220L175 223H178ZM106 223V222H105ZM105 223H103V225L105 224ZM47 224V225H46ZM118 225V224H117ZM60 226V227H59ZM116 226V225H115ZM178 226H180V225H178ZM68 227V226H67ZM104 227H106L107 228V226L105 225ZM109 227V226H108ZM123 226H121V227H119V228H122ZM43 228V227H42ZM98 228V227H97ZM103 228V227H102ZM179 228V227H178ZM177 228V229H178ZM35 229V228H34ZM93 229V228H92ZM96 229V228H95ZM94 229V230H95ZM87 230V229H86ZM104 230V229H103ZM107 230H109V228L107 229ZM125 230V229H124ZM179 230V229H178ZM90 231H91V229H90ZM96 231V230H95ZM94 231V232H95ZM127 231V232H128ZM197 231H198V229H197ZM198 231V232H199ZM38 232V231H37ZM35 233V234H39L40 233V231H39V233ZM92 232V231H91ZM93 232V233H94ZM102 232V231H101ZM100 232V233H101ZM105 232H107L106 230H105ZM126 232V233H127ZM92 233V234H93ZM98 233H99V231H98ZM60 234H61V232H60ZM64 234H66V232L64 233ZM96 234V233H95ZM103 234V233H102ZM149 234V235H150ZM57 235V234H56ZM148 235V234H147ZM148 235V236H149ZM132 236V235H131ZM139 238V237H138ZM142 238V237H141ZM135 240V239H134ZM153 240V241H152ZM245 240H248L249 242H251V244H253L254 246L255 245H257L260 249V251L258 250V254H256L255 256H254V254H253V252H252V254L250 253V255L249 254H247V256H244L243 255V253H242V255L241 254H239L237 251H238V249L236 248V246H235V244H236V242L237 241H242V242H244ZM136 241V240H135ZM151 243V244H152ZM61 244V243H60ZM152 244V245H153ZM169 244V243H168ZM167 244V246H169L170 247V245H168ZM56 245H58V244H56ZM165 245H162L163 246V248L161 247V252H163L162 250L165 248ZM60 245H58L57 246V248L59 247ZM66 245H64V247H65ZM160 246V245H159ZM156 247V246H155ZM169 247H167V248H169ZM256 247V246H255ZM67 248V247H66ZM159 248V247H158ZM236 248V249H235ZM250 248V247H249ZM58 250H60V249H58ZM171 250V253H172V249L171 248H169V251ZM247 250V249H246ZM249 250V249H248ZM57 251V250H56ZM64 251V250H63ZM71 251V250H70ZM69 251V253L72 255V253ZM245 251V250H244ZM251 251V250H250ZM252 251H253V249H252ZM261 251H263V253L261 252ZM182 252V251H181ZM255 252H256V250H255ZM262 253L260 256H259V254L260 253ZM56 253H58V252H56ZM59 253H60V251H59ZM58 253V254H59ZM65 253V252H64ZM150 253V252H149ZM167 253V252H166ZM170 253V252H169ZM184 253V252H183ZM248 253V252H247ZM66 254H68V252L66 253ZM164 254V253H163ZM69 255V254H68ZM61 256V255H60ZM165 256V255H164ZM188 256V255H187ZM56 257V256H55ZM70 257H72V256H70ZM138 257V256H137ZM136 257V258H137ZM140 257H142V256H140ZM155 257V256H154ZM139 258V257H138ZM142 258H144V257H142ZM0 259H2V257H0ZM59 259H61V258H59ZM59 259H58V261H59ZM62 259H63V257H62ZM62 259H61V261H60V263L62 262ZM71 260H72V258H71ZM70 260V261H71ZM147 260V259H146ZM149 260V259H148ZM189 260V259H188ZM2 261H4V260H2ZM134 262V261H133ZM139 262V264H140V261H138ZM141 262H142V260H141ZM148 262V261H147ZM1 263V262H0ZM59 263V264H60ZM186 263V262H185ZM4 264V263H3ZM62 264H69L68 263V260L64 263V262H62ZM71 264H73V262H71ZM133 264V263H132ZM135 264V263H134ZM137 264V263H136ZM142 264H147V263H145V261L144 262H142ZM151 264V263H150ZM181 264V263H180ZM187 264H189V263H187Z\"/></svg>","mask_w":264,"mask_h":264}]
</instances>
